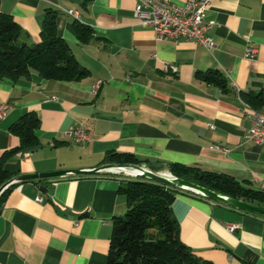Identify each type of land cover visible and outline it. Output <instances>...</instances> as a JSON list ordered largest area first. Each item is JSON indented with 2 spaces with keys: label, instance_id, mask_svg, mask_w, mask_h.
<instances>
[{
  "label": "crops",
  "instance_id": "crops-1",
  "mask_svg": "<svg viewBox=\"0 0 264 264\" xmlns=\"http://www.w3.org/2000/svg\"><path fill=\"white\" fill-rule=\"evenodd\" d=\"M83 2L0 0V11L21 27V43L39 42L46 11H60L58 34L89 70L79 82L50 81L35 72L17 82L0 80V106L7 105L0 158L20 145L10 131L17 120L34 113L41 121L42 147L12 156L6 163L11 178L92 170L118 152L154 172L171 173L169 165L178 163L264 191V146L245 137L253 121L241 95L264 89V0H211L205 21L215 23L209 31L213 50L157 41L136 19V0ZM76 21L91 28L90 42H80ZM210 70L223 74L226 90L199 78ZM81 123L89 142L74 141ZM129 178L75 175L14 184L0 202V264H107L113 219L127 208L120 187ZM173 213L182 242L198 257L213 264H264L263 215L185 193ZM230 225L238 228L231 232Z\"/></svg>",
  "mask_w": 264,
  "mask_h": 264
},
{
  "label": "trees",
  "instance_id": "trees-1",
  "mask_svg": "<svg viewBox=\"0 0 264 264\" xmlns=\"http://www.w3.org/2000/svg\"><path fill=\"white\" fill-rule=\"evenodd\" d=\"M92 1L84 0L83 6L86 7ZM59 16L60 11L49 8L43 21L40 41L27 44L20 42L19 24L11 15L0 11V80L17 82L30 79L35 72L50 81L79 82L89 75V70L77 61L67 41L58 34ZM74 27L82 44L90 42L93 37L91 28L78 21ZM199 78L224 90L228 88L226 78L219 71L210 70ZM241 95L249 107L252 106L256 111L264 109V89ZM40 123L36 114L29 113L11 126L10 131L20 139V145L4 152L0 158V187L12 179L6 168L12 156L32 153L42 147L37 134ZM106 161L142 163L133 155L118 152L108 153ZM169 170L177 178L264 207V191L253 188L249 183H241L227 174L206 172L178 163H171ZM10 190L7 189L1 195L0 202ZM120 193L126 197L127 208L113 219L107 264H213L198 257L182 242L179 223L173 213V205L179 194L204 197L140 177L125 180Z\"/></svg>",
  "mask_w": 264,
  "mask_h": 264
},
{
  "label": "built area",
  "instance_id": "built-area-1",
  "mask_svg": "<svg viewBox=\"0 0 264 264\" xmlns=\"http://www.w3.org/2000/svg\"><path fill=\"white\" fill-rule=\"evenodd\" d=\"M138 1H146L147 9H138ZM135 17L139 24L153 30L156 40L159 42H194L206 47L209 50L216 48L214 39L209 35V31L214 26V22L206 23V13L211 7V0H186L184 3H174L169 0H136ZM72 17H80L74 11H68ZM248 56L251 57L253 49L249 48ZM102 81L96 85L98 89ZM7 105L0 106V121L6 117ZM247 117L253 121L245 134L248 141L257 146H264V119H253L252 112H246ZM214 128V126H211ZM76 143H86L90 141L87 128L83 123L79 124L72 132ZM228 151V150H227ZM129 177H136L127 173ZM42 202V198L37 199ZM237 225H230L228 229L233 232Z\"/></svg>",
  "mask_w": 264,
  "mask_h": 264
},
{
  "label": "water",
  "instance_id": "water-1",
  "mask_svg": "<svg viewBox=\"0 0 264 264\" xmlns=\"http://www.w3.org/2000/svg\"><path fill=\"white\" fill-rule=\"evenodd\" d=\"M118 173H127L136 177L162 182L171 185L173 187H176L180 190L190 192L195 195L228 205L235 209L264 216V207L246 202L244 200L235 199L230 196L210 190L196 183L181 178H177L172 173H169V175H165L161 172H154L148 169L143 163L140 164L109 163L92 170H63V171H54V172H46V173L19 175L10 179L0 187V197L7 189L12 187L16 183H22V182L38 180V179L61 178V177L75 176V175H106V174H118Z\"/></svg>",
  "mask_w": 264,
  "mask_h": 264
},
{
  "label": "bare ground",
  "instance_id": "bare-ground-1",
  "mask_svg": "<svg viewBox=\"0 0 264 264\" xmlns=\"http://www.w3.org/2000/svg\"><path fill=\"white\" fill-rule=\"evenodd\" d=\"M138 9H147V2L146 1H138ZM78 18V17H76ZM247 112H252V117L254 119H264V115L260 114L258 111L252 109L251 107L248 106ZM165 175H169V173L166 172H161ZM136 178V177H134Z\"/></svg>",
  "mask_w": 264,
  "mask_h": 264
},
{
  "label": "rangeland",
  "instance_id": "rangeland-1",
  "mask_svg": "<svg viewBox=\"0 0 264 264\" xmlns=\"http://www.w3.org/2000/svg\"><path fill=\"white\" fill-rule=\"evenodd\" d=\"M130 178H133V177H130Z\"/></svg>",
  "mask_w": 264,
  "mask_h": 264
}]
</instances>
